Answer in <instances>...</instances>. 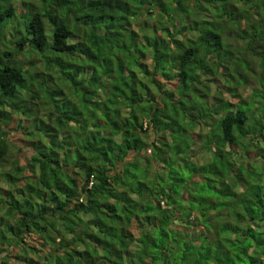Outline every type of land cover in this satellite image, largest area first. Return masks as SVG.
<instances>
[{
	"label": "trees",
	"instance_id": "trees-1",
	"mask_svg": "<svg viewBox=\"0 0 264 264\" xmlns=\"http://www.w3.org/2000/svg\"><path fill=\"white\" fill-rule=\"evenodd\" d=\"M2 52L0 264H264V0H0Z\"/></svg>",
	"mask_w": 264,
	"mask_h": 264
},
{
	"label": "rangeland",
	"instance_id": "rangeland-1",
	"mask_svg": "<svg viewBox=\"0 0 264 264\" xmlns=\"http://www.w3.org/2000/svg\"><path fill=\"white\" fill-rule=\"evenodd\" d=\"M146 19H147L148 21L151 20V19L146 18V16L142 17L141 20H142V21H146ZM11 25H12V24H9V28L7 29V31H9V32L11 33V36H12L13 33H14V31H15V29H14V27H11ZM11 36H10V38H11ZM7 39H9V38H7ZM2 54H3V52L0 53V55H2ZM251 84H252L251 87H249V88L246 87V88L243 90V92H242L243 95H246V94L250 93L251 89L254 88V87L256 86L255 83H251ZM22 122L26 123L27 120H26V119H22ZM204 130H206V128H205ZM22 133H23V131H16V130H14V129H12V130L10 131V133H9V137H10L11 141L15 142L18 146H22V147L24 148L22 151H20V150L14 148V149H12V150L10 151V154H9V155H15V156H17L18 158H20V163H21V164H23L24 162H26L27 158L31 155V152H33V150H32V149H31L26 143H24L23 140H21ZM23 134H24V133H23ZM25 139L28 141L27 138H25ZM200 146H201V144L199 143V139H198V144H197L196 146H194V149H199ZM194 149H193V150H194ZM200 155H201L200 153L197 154V155H195L194 158H193V160H194L195 162L198 163V161H199V156H200ZM3 183H4V182H3Z\"/></svg>",
	"mask_w": 264,
	"mask_h": 264
},
{
	"label": "clouds",
	"instance_id": "clouds-1",
	"mask_svg": "<svg viewBox=\"0 0 264 264\" xmlns=\"http://www.w3.org/2000/svg\"><path fill=\"white\" fill-rule=\"evenodd\" d=\"M0 127H1V125H0ZM24 143H26V142H24ZM18 148H20V151H22L24 148L22 147V146H18L16 149H18ZM10 154V153H9ZM10 156V160H19V163H20V158H18L17 156H15V155H9ZM27 162V161H26ZM21 164V163H20ZM24 164V163H23ZM91 184H92V182H91Z\"/></svg>",
	"mask_w": 264,
	"mask_h": 264
}]
</instances>
